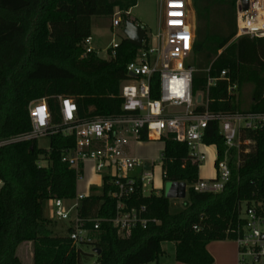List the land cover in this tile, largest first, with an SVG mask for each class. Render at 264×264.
<instances>
[{"label":"trees","instance_id":"16d2710c","mask_svg":"<svg viewBox=\"0 0 264 264\" xmlns=\"http://www.w3.org/2000/svg\"><path fill=\"white\" fill-rule=\"evenodd\" d=\"M138 1L0 0V143H5L0 148V264H23L17 251L24 243L33 245L34 264H86L92 259L89 249H77L68 236L55 234L44 215L46 201L77 197L78 173L62 162L64 151L75 147V138L56 134L49 150L40 148L37 140L8 142L31 132L29 106L37 100L47 101L55 125L62 124L60 97L75 101L82 121L123 113L121 84L139 48L125 37L116 56L104 59L96 52L85 55L84 43L92 37L95 18L127 13ZM191 2L198 69L194 93L204 86L200 70L211 67V76L219 77L228 69L239 84V96H229L227 84L218 82L210 90L209 109L264 113V39L234 40L237 0ZM154 83L156 90L157 78ZM245 87L252 88L250 100L242 96ZM249 137L256 145L240 168L236 158L232 160V176L221 193L196 192L192 186L201 180L200 165L190 157L189 147L172 136L162 140L164 180L188 187L183 207L176 208L163 194L145 196L139 184L126 201L128 208L144 206V216L154 221L146 228L138 226L128 237L120 236L111 222H103L94 244L101 250L99 264H150L164 254V243L175 244L179 263L214 264L208 245L233 240L229 230L236 226L240 203L264 198V129ZM204 143L216 146L218 165L226 151L218 123L208 126ZM41 159L48 166H41ZM108 180L101 195L81 201V217L116 216L117 202L110 197L114 188Z\"/></svg>","mask_w":264,"mask_h":264},{"label":"built area","instance_id":"2783aa9c","mask_svg":"<svg viewBox=\"0 0 264 264\" xmlns=\"http://www.w3.org/2000/svg\"><path fill=\"white\" fill-rule=\"evenodd\" d=\"M244 1L248 2L247 8ZM160 2L164 22L155 36V43L150 44L145 37L136 59L127 67L128 79L121 84L124 100L122 114L82 121L75 101L60 97L62 124L55 125L47 101L37 100L29 106L31 132L8 142L39 141L56 134L74 137L75 147L64 151L62 162L76 170L78 182L84 177V165L89 161L96 165L97 172L107 173L105 178L114 188L110 197L117 202L113 219L81 217V201L87 197L84 195L77 194L72 200H49L52 219L65 226V235L73 246L89 249L88 252L92 253L93 261L86 264H99L94 244L103 222H111L120 236L128 237L138 226L146 228L154 221L144 216L146 207L130 209L126 203L139 184L145 196V185L153 184V164L150 163L151 170L147 171L146 162L130 155V142L159 141L172 136L177 142L187 144L190 157L200 165L206 160L201 150L205 145L206 129L211 123H218L226 146L224 157L217 165L218 175L208 181L200 180L192 188L200 193H221L231 179L232 160L236 158V165L240 168L243 157L256 145L249 135H256L264 129V113H224L209 109V93L218 82L227 84L229 96L238 94L239 84L233 81L230 70L224 69L219 77L211 76V67L200 70L204 74V86L194 93V76L198 69L195 65V25L191 19V0ZM121 25L120 18L113 20V28ZM236 26L234 40L243 37L264 39V0H237ZM93 41V37L85 41V55L96 52ZM119 44L113 42L109 48L111 58L116 56ZM155 78L158 79L156 90ZM156 91L157 98L153 97ZM4 144L0 143V148ZM136 169L142 170L140 176L135 175ZM229 232L233 234L237 246L238 264H264V198L241 202L236 226Z\"/></svg>","mask_w":264,"mask_h":264},{"label":"rangeland","instance_id":"374dc122","mask_svg":"<svg viewBox=\"0 0 264 264\" xmlns=\"http://www.w3.org/2000/svg\"><path fill=\"white\" fill-rule=\"evenodd\" d=\"M191 19L196 25V14L191 2ZM161 9L162 3L160 0H139L136 7L132 8L129 12L124 13L122 11H117L113 18L97 17L95 18L98 22V26L94 27L93 35V48L96 53L104 59L110 58L109 48L115 43L121 42L125 38L124 34V24L127 21L134 23L137 26L144 27L146 32V38L149 43H155V36L159 31V25L161 20ZM115 18H120L122 20V26L118 28H112L113 20ZM252 88L245 87L242 90V96L250 100ZM238 95V94H237ZM239 96V95H238ZM39 147L49 150L51 146L50 138H42L38 141ZM165 143L162 140L159 141H138L137 143L131 142L128 146L130 155L137 157L143 162L152 163V175L153 184L145 185V194L147 196L151 194H163L169 198L172 204L176 208H182L185 200L178 198L176 183L167 182L164 180L163 176V151ZM202 152L206 156V160L200 163L199 175L203 181H208L210 179H215L218 175L217 171V160L218 153L216 152V147L207 146L206 144L202 146ZM41 166H48V161L41 159L39 162ZM135 175L140 176L142 173L141 169L135 170ZM107 173L97 172L96 165L93 162H86L84 165V177L78 182V194L84 196L101 195L104 192V178ZM2 183L0 182V188ZM44 215L47 219L52 221V230L55 234L65 235V226L62 223L54 221L52 208L50 207V202L46 201L44 203ZM227 242L235 243L233 240H228ZM170 245H175L174 243H169ZM17 255L23 264H34L33 261V245L32 243H24L19 246ZM92 258L90 261H93Z\"/></svg>","mask_w":264,"mask_h":264},{"label":"crops","instance_id":"0c3cea01","mask_svg":"<svg viewBox=\"0 0 264 264\" xmlns=\"http://www.w3.org/2000/svg\"><path fill=\"white\" fill-rule=\"evenodd\" d=\"M163 22H164V16H163V8H162L161 9V20H160L159 29L163 26ZM98 25H99L98 22H96V20L94 19L93 20V30H92L93 39H94V35H93L94 27H96ZM194 25H195V23H194ZM112 28H113V25H112ZM214 147H216V146H214ZM216 152H217V148H216ZM128 153H129V150H128ZM149 166H150V163H149ZM150 170H151V167H150ZM150 170H147V171H150ZM163 176H164V174H163ZM227 241L228 240L217 241V242H213V243L208 245V251L213 256V258L215 260L214 264H238V250H237L236 243L233 241L235 243V245H234L232 242H227ZM175 251H176L175 245H170L169 243H164L163 244L164 254L159 258L158 261L150 263V264H182V263H179L176 261Z\"/></svg>","mask_w":264,"mask_h":264},{"label":"water","instance_id":"95a60500","mask_svg":"<svg viewBox=\"0 0 264 264\" xmlns=\"http://www.w3.org/2000/svg\"><path fill=\"white\" fill-rule=\"evenodd\" d=\"M247 6H248V2L244 1V7L247 8ZM124 34L131 45L139 49L143 47L146 33L142 27L137 26L130 21H126L124 24ZM145 169L150 170L149 163H146ZM176 188H177L178 198L181 200H185L187 198V184L186 183H176ZM95 252L98 255L101 254L100 249H95Z\"/></svg>","mask_w":264,"mask_h":264},{"label":"snow or ice","instance_id":"6c2138e0","mask_svg":"<svg viewBox=\"0 0 264 264\" xmlns=\"http://www.w3.org/2000/svg\"><path fill=\"white\" fill-rule=\"evenodd\" d=\"M41 111H43V110H41Z\"/></svg>","mask_w":264,"mask_h":264}]
</instances>
